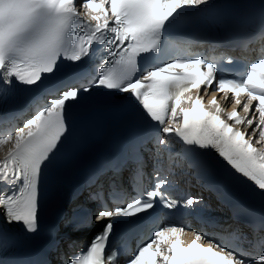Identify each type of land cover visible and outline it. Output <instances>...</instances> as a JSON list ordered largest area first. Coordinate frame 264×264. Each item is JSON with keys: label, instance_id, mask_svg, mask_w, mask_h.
<instances>
[{"label": "snow or ice", "instance_id": "obj_1", "mask_svg": "<svg viewBox=\"0 0 264 264\" xmlns=\"http://www.w3.org/2000/svg\"><path fill=\"white\" fill-rule=\"evenodd\" d=\"M202 5L204 11L213 6L210 0H0V93L19 86L39 87L65 62L78 65L103 51L107 55L100 75L91 87L82 89L84 93L102 88L105 91L99 95L108 103L116 100L113 93L119 94L121 114L154 129L158 153L171 152L173 136L183 143L189 159L215 150L220 158L215 166L224 176L235 179L238 174L251 182L253 194L264 203V59L250 63L242 76L229 78H218L217 64L202 56L182 55L141 70L142 58L159 57L171 28L198 22ZM261 15L264 18V0ZM80 92L63 91L22 127L0 135V223L20 225L29 235L38 232L41 200L54 180L50 168L67 139L70 111L82 101ZM220 93L225 101L231 96L230 111L221 106ZM206 95L211 98L205 103ZM124 163L118 158L112 166L119 169ZM159 164L154 159L150 190L125 200L114 197L109 203L101 185L88 197L97 201L95 211L82 204L73 210L64 224L69 248L74 246V234L94 225L99 229L78 253H64L56 264H119L118 250L109 243L119 226L150 215L158 206L171 212L203 203L191 196L168 197L163 191L168 180L160 176ZM205 170L211 172L213 165ZM102 174L96 172L89 183H96ZM185 234L194 238L185 241ZM253 237H242L258 249L249 255L182 224H166L153 230L125 264H264V236L257 237L254 231ZM14 264L52 262L21 257Z\"/></svg>", "mask_w": 264, "mask_h": 264}, {"label": "bare ground", "instance_id": "obj_2", "mask_svg": "<svg viewBox=\"0 0 264 264\" xmlns=\"http://www.w3.org/2000/svg\"><path fill=\"white\" fill-rule=\"evenodd\" d=\"M206 97V100L208 101L210 98H211V95H206L205 96ZM219 99V98H218ZM219 102H220V104H221V106L223 107V108H225L226 109V107L229 105V101L227 100V101H225V100H220L219 99ZM7 150V146H5V151ZM0 156H3V153L2 152H0Z\"/></svg>", "mask_w": 264, "mask_h": 264}]
</instances>
